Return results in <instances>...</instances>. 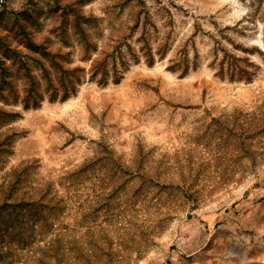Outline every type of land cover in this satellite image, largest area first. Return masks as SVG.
<instances>
[{
  "label": "rangeland",
  "instance_id": "rangeland-1",
  "mask_svg": "<svg viewBox=\"0 0 264 264\" xmlns=\"http://www.w3.org/2000/svg\"><path fill=\"white\" fill-rule=\"evenodd\" d=\"M0 264H264V0H0Z\"/></svg>",
  "mask_w": 264,
  "mask_h": 264
},
{
  "label": "trees",
  "instance_id": "trees-1",
  "mask_svg": "<svg viewBox=\"0 0 264 264\" xmlns=\"http://www.w3.org/2000/svg\"><path fill=\"white\" fill-rule=\"evenodd\" d=\"M71 83H72L71 80H68V81H66V82L63 83V86H64V88H63L64 95H66L68 93L69 87H70Z\"/></svg>",
  "mask_w": 264,
  "mask_h": 264
}]
</instances>
